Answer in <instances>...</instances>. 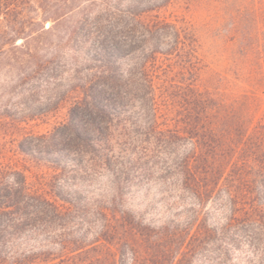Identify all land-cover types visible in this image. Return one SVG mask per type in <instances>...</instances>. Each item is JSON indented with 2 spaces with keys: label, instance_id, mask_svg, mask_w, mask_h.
<instances>
[{
  "label": "rangeland",
  "instance_id": "rangeland-1",
  "mask_svg": "<svg viewBox=\"0 0 264 264\" xmlns=\"http://www.w3.org/2000/svg\"><path fill=\"white\" fill-rule=\"evenodd\" d=\"M8 18L17 24V35L2 34ZM41 19L36 0L12 1L0 9V164L22 171L32 190L56 199L55 168L39 153L20 148L26 136L41 144V136L68 123L77 95L67 93V80L42 75L47 47ZM143 20L167 27L144 47L164 52L151 58L153 116L130 112L134 142L118 146L132 161L124 208L145 224L176 234L171 241L180 260L174 264H264V214L252 210L259 222L240 223V208V222L228 226L233 212L227 196L208 197L200 206L179 170L192 152L191 129L198 126L213 132L225 167L245 162L257 168L264 160V0H169ZM133 58L122 57V66L132 65ZM152 121L174 141L158 140L145 125ZM78 186L91 196L114 192L108 174Z\"/></svg>",
  "mask_w": 264,
  "mask_h": 264
},
{
  "label": "trees",
  "instance_id": "trees-1",
  "mask_svg": "<svg viewBox=\"0 0 264 264\" xmlns=\"http://www.w3.org/2000/svg\"><path fill=\"white\" fill-rule=\"evenodd\" d=\"M12 1L18 0H0V9ZM36 1L47 47L42 75L48 81L67 80V93L77 95L69 107L68 123L41 136V144L31 136L20 142L23 151L39 153L55 168L52 186L60 188L54 190L56 199L32 190L22 171L0 164V264L178 263L176 244L171 241L176 234L147 225L124 208L122 191L132 161L118 148L134 142L130 112L139 109L153 116L151 58L164 52L144 47L167 25L147 23L143 16L169 0ZM5 20L2 34L17 35L14 20ZM132 55L133 64L124 68L120 59ZM145 125L158 140L174 141L154 121ZM190 135L192 152L179 170L182 183L200 200L199 205L208 197L225 194L233 212L228 226L238 225L240 208L244 210L240 223L259 222L251 211L264 214V160L257 168L245 162H229L225 167L227 158L220 159V146L211 130L198 126ZM150 142L157 144V140ZM101 174L111 178L113 194L91 196L78 186L79 181Z\"/></svg>",
  "mask_w": 264,
  "mask_h": 264
}]
</instances>
